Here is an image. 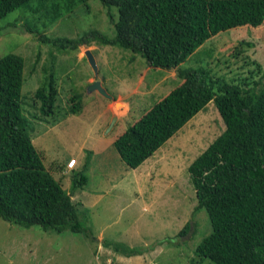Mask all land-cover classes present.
<instances>
[{"label":"trees","instance_id":"1","mask_svg":"<svg viewBox=\"0 0 264 264\" xmlns=\"http://www.w3.org/2000/svg\"><path fill=\"white\" fill-rule=\"evenodd\" d=\"M33 1L46 7L44 13L52 22L88 0H0V17ZM100 2L114 25L113 37L97 29L76 39L38 37L72 49L92 43L117 45L141 54L153 67L175 68L179 81L113 141L130 168L139 166L208 102H214L224 129L188 165L195 210L204 207L211 225L196 252L216 264H264V75L252 83H237L208 79L203 67L179 68L219 31L262 25L264 0ZM24 65L20 54L0 56V217L26 228L38 225L57 232H83L87 227L71 194L46 169L32 142L22 112ZM57 94L52 76L36 88L33 101L38 103L39 117L55 112ZM67 103L69 113H78L83 106L76 93ZM88 160L87 154L85 167ZM85 181L80 172L73 178V187ZM188 228L189 222L179 233Z\"/></svg>","mask_w":264,"mask_h":264},{"label":"rangeland","instance_id":"2","mask_svg":"<svg viewBox=\"0 0 264 264\" xmlns=\"http://www.w3.org/2000/svg\"><path fill=\"white\" fill-rule=\"evenodd\" d=\"M45 9L33 1L30 6H21L0 17V56L14 52L25 60L22 112L28 119L31 135L36 133L34 118L39 117L33 94L50 76L54 78L58 94L55 112L43 117L44 123L55 126L61 135V150L74 154L80 143L86 146L85 152L92 145L90 137L95 134L109 138L123 131L179 81L175 69L153 67L141 54L117 45L92 43L72 49L38 37L44 34L51 39H76L91 29L113 37L114 25L100 0L78 4L52 22ZM112 10L116 19V8ZM87 49L91 50L96 70L85 56ZM186 67H203L208 71V79L213 80L220 78L237 83L258 80L264 75V23L258 27L244 25L219 31L179 64V68ZM90 76L101 80L113 98L89 90ZM74 93L81 95L83 106L80 112L69 113L67 98ZM108 100L114 104L117 115H121L111 129L109 124L103 128L94 123V116ZM128 101L129 106L125 103ZM122 105L126 107L123 111L119 110ZM223 129L218 109L210 101L163 143L166 154L154 165V173L173 181L167 187L172 196L171 201L166 200L167 207L143 208L137 201L130 202L129 198L118 201L109 195L95 212L87 210L80 215L87 227L83 232H57L38 225L26 228L0 217V264H98L97 238L101 228L104 244L147 255L152 259L150 264H216L200 258L196 252L198 243L211 232V225L204 207L195 210L197 200L188 165ZM113 150L118 154L115 147ZM116 156L111 153L105 156L106 164L117 168L123 161ZM90 157L94 165L103 155ZM82 173L89 175L86 167ZM162 183L153 189L162 191ZM188 222V230L179 233Z\"/></svg>","mask_w":264,"mask_h":264},{"label":"crops","instance_id":"3","mask_svg":"<svg viewBox=\"0 0 264 264\" xmlns=\"http://www.w3.org/2000/svg\"><path fill=\"white\" fill-rule=\"evenodd\" d=\"M95 79V77L90 76L88 81L93 82ZM125 103L127 106L130 105L129 101ZM123 107L122 105L119 110H125L126 107ZM115 114L117 115L116 108L114 104L108 100L104 103L103 109L99 110L96 116H94V123H98L100 127L104 128L108 126L112 116ZM117 117L116 121L121 119V115H117ZM34 120L37 123L34 122L35 129L33 130H35L36 133L31 135L32 142L40 152L46 169L60 182L61 186L71 194V200L76 204L80 215L84 214L87 210L92 213L95 212V209L101 203L106 202L107 196L109 195L116 198L118 201L127 200L128 198L130 202L137 201L143 208H149L153 205L155 207L158 206L160 209L162 206L167 205V199L171 201L172 196L168 194L167 187L172 186V179L168 176H166V178H160L158 173L157 175L154 173V165L166 154V149L163 144L139 166L130 168L121 159L119 153L117 152L118 154H116L113 150V141L120 132L115 133L109 138L95 134L90 137L92 138L90 143L92 145L89 146L85 152L84 149L86 146L80 143L76 154H74L68 153L64 148L61 150V135L55 126H47L48 124L46 125L44 119L41 117H37V119L35 117ZM43 126L46 127L44 128ZM156 152L158 153L154 157ZM110 153L112 155H117L116 157L118 159L120 158L125 164L119 160L120 162L117 168L108 166L105 161L106 158L104 157ZM87 154L89 157L91 154L92 156L101 154L103 157L99 163H95L94 165H92V157L89 158V167L86 165L89 175H85L86 181L83 185L74 188L72 183L73 178L76 174L84 170ZM71 158H76V161L72 167L68 168L66 163ZM160 183L163 184L164 189H162V191H155L153 187ZM152 212L153 210H151L150 213ZM134 220L137 222L138 218ZM103 235L104 230L101 228L97 238L100 251V256L97 257L99 260L98 264H150V260L152 259L147 255L143 256L137 253L124 252L117 250V248L112 247L110 244H104Z\"/></svg>","mask_w":264,"mask_h":264},{"label":"water","instance_id":"4","mask_svg":"<svg viewBox=\"0 0 264 264\" xmlns=\"http://www.w3.org/2000/svg\"><path fill=\"white\" fill-rule=\"evenodd\" d=\"M85 56H87L89 63L94 67V69L96 70V64H95V60L93 58V55L91 54V50L87 49L85 51ZM174 69V67H171ZM89 90H97L100 94H102L103 96H105L106 98H113V96L111 94H109L106 89L103 87L101 81L99 79H95L93 82H91L90 86H89ZM117 115H113L111 118V121L109 123V129H111L114 125V123L117 120Z\"/></svg>","mask_w":264,"mask_h":264},{"label":"built area","instance_id":"5","mask_svg":"<svg viewBox=\"0 0 264 264\" xmlns=\"http://www.w3.org/2000/svg\"><path fill=\"white\" fill-rule=\"evenodd\" d=\"M76 161V158H71L67 163H66V166L68 168L72 167V165L75 163Z\"/></svg>","mask_w":264,"mask_h":264}]
</instances>
